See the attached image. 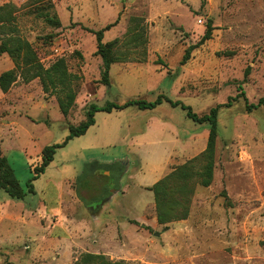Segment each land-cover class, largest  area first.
I'll use <instances>...</instances> for the list:
<instances>
[{
  "label": "rangeland",
  "instance_id": "374dc122",
  "mask_svg": "<svg viewBox=\"0 0 264 264\" xmlns=\"http://www.w3.org/2000/svg\"><path fill=\"white\" fill-rule=\"evenodd\" d=\"M31 1L0 0V6L19 8V36L46 68L64 58L81 80L68 116L39 79L19 78L7 93L0 89L2 154L26 192L15 201L0 190V264H77L87 253L130 264H264V106L250 112L245 101L264 98V0H52L60 28L30 14ZM118 18L104 42L119 39L125 62L112 66L105 86L96 36L87 29ZM138 23L147 29L146 47L143 39L128 43ZM209 23L211 39L182 64ZM14 67L0 56V75ZM159 96L200 116L221 106L213 182L203 187L195 179L187 219L160 224L151 188L206 150L209 126L166 102L153 110L96 112L95 124L57 149L33 181L35 194L28 192L42 150L63 144L92 105ZM92 162L103 167L77 185ZM118 162L120 176L119 167H105ZM203 165L199 160L195 170ZM107 190L112 194L101 203Z\"/></svg>",
  "mask_w": 264,
  "mask_h": 264
},
{
  "label": "trees",
  "instance_id": "16d2710c",
  "mask_svg": "<svg viewBox=\"0 0 264 264\" xmlns=\"http://www.w3.org/2000/svg\"><path fill=\"white\" fill-rule=\"evenodd\" d=\"M34 4L29 10L30 14H35L37 18L43 19L48 25L54 28L62 27V22L58 15L54 12L55 4L52 0H32ZM19 8L13 3H6L0 6V35L5 37L1 39L0 56L8 55L15 63V67L0 75V89L7 93L18 79L29 83L39 79L46 92L58 96L59 108L64 116H68L70 111L75 107L77 95L79 93V83L81 76L69 71L68 65L64 58L55 61L50 67L46 68L39 59L37 51L33 44L28 40L19 36L17 20ZM136 21V19H134ZM120 21V18L114 23L106 26L104 29L93 31L87 29L96 36L97 40V56H100L103 63L101 82L105 86H110L111 78L110 72L114 64L125 62L122 55L119 53L118 44L119 39L111 42H104L105 33L110 31ZM142 20H138L140 22ZM213 26L208 24V28L203 39L194 46H190L185 53L182 64H186L190 59L192 52L211 39ZM147 29L138 23L128 33L131 36L128 43L136 44L143 39V44L146 47ZM54 37V36H52ZM51 37V38H52ZM127 43V41H126ZM241 95L245 96L243 86H239ZM247 110L252 112L264 106V98L257 104H250L247 99ZM164 102L169 103L173 107L181 106L187 112V116L198 124H206L209 126V138L206 150L198 157L190 162L176 168L171 174L164 179L158 181L151 188L154 193L157 219L160 224H167L176 220H184L189 216V205L191 197L195 191V183L197 181L203 187L211 186L214 178L215 170V155L218 138V119L221 106H217L210 110L208 114L203 116L195 113L189 106L180 101H172L165 96H159L155 101L148 102L141 99H133L127 101L123 105L117 103H109L106 106L99 107L92 105L87 114V121L81 123L77 127H69V135L63 144H55L46 146L42 150V161L40 166L35 167L32 171L34 176L28 183V192L35 194L33 181L38 180L41 175L45 174L46 170L55 160L57 149L67 145V143L74 138L84 136L89 128L95 124V113L98 111L112 112L114 109H125L129 106H137L140 110H153ZM230 106V104H228ZM199 160L204 161L201 171H196L195 167ZM103 167L98 162H92L85 166L82 174L77 178V185H82L83 181L99 173V168ZM105 167H112L115 171L119 167L122 175L124 167L121 163L107 164ZM113 174L110 175L112 177ZM107 177V178H110ZM0 190L4 191L10 200L23 201L26 197V192L22 188L15 172L9 163L6 156L2 154L0 145ZM101 198V203L108 199L112 193L109 190ZM77 264H130L125 261L112 262L102 254L87 253L77 262Z\"/></svg>",
  "mask_w": 264,
  "mask_h": 264
},
{
  "label": "crops",
  "instance_id": "0c3cea01",
  "mask_svg": "<svg viewBox=\"0 0 264 264\" xmlns=\"http://www.w3.org/2000/svg\"><path fill=\"white\" fill-rule=\"evenodd\" d=\"M0 204H2V203L0 202Z\"/></svg>",
  "mask_w": 264,
  "mask_h": 264
},
{
  "label": "water",
  "instance_id": "95a60500",
  "mask_svg": "<svg viewBox=\"0 0 264 264\" xmlns=\"http://www.w3.org/2000/svg\"><path fill=\"white\" fill-rule=\"evenodd\" d=\"M119 163H121V162H119ZM122 164V163H121Z\"/></svg>",
  "mask_w": 264,
  "mask_h": 264
}]
</instances>
